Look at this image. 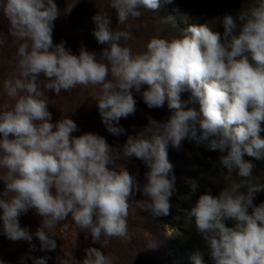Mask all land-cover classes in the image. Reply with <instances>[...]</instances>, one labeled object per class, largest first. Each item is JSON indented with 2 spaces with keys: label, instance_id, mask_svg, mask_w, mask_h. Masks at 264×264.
<instances>
[{
  "label": "clouds",
  "instance_id": "clouds-1",
  "mask_svg": "<svg viewBox=\"0 0 264 264\" xmlns=\"http://www.w3.org/2000/svg\"><path fill=\"white\" fill-rule=\"evenodd\" d=\"M160 6V0H110L119 26L139 18L141 9ZM0 13L9 34L21 42L19 75L3 83L12 103L0 107V180L5 183L0 221L9 240L27 241L34 251L35 236L41 250L54 251V235L44 229L71 216L86 238L90 234L101 245L87 248L82 264H112L101 249L113 238L131 239L127 219L133 194L145 197L144 211L169 215L176 177L168 147L195 141L220 154V175L229 183L218 195L201 194L186 212L207 249L195 248L190 259L206 264L207 253L213 264H264V202H253L264 192V183L253 175V161L264 160V0L225 14L222 33L206 23L192 24L179 37H152L146 50L135 54L121 43L130 32L113 29L109 14L99 12L92 17V34L106 45L99 59L86 47L76 55L64 41L53 42L54 22L61 15L54 0H0ZM90 85L99 87L92 98L114 136L124 132L120 119L136 112L132 90L140 93L145 85L148 108L167 103L171 115L166 121L149 118L140 137L129 136L122 148L92 132L73 136L74 120L65 116L52 122L47 93L59 96ZM185 91L191 93L187 101L181 98ZM196 103L199 110L188 106ZM133 156L148 168L142 186L118 163ZM30 209L42 218L35 233L20 226V216ZM30 258L32 264H47V257Z\"/></svg>",
  "mask_w": 264,
  "mask_h": 264
},
{
  "label": "rangeland",
  "instance_id": "rangeland-1",
  "mask_svg": "<svg viewBox=\"0 0 264 264\" xmlns=\"http://www.w3.org/2000/svg\"><path fill=\"white\" fill-rule=\"evenodd\" d=\"M160 0V8L156 11L141 9L142 15L136 19H130L120 27L131 34L128 40H122L123 46L130 47L133 53L146 50L147 42L154 36L172 39L179 37L182 31L189 25L206 23L213 30L223 32L221 18L225 14L236 15L239 11L247 9L254 0ZM61 15L55 20L54 28L58 41H64L65 47L73 54L78 55L81 47L95 52L100 58L101 50L106 45L97 43L92 32L95 28L92 17L96 14L107 13L110 19H117L116 12L110 7V0H54ZM193 3L198 4L199 9ZM217 8L212 14L210 9ZM71 9L67 14L66 10ZM112 17V18H111ZM197 18V21L194 20ZM116 29L117 27L114 26ZM54 33V31H53ZM0 34H3L4 42L0 44V107L5 104L11 105L12 101L6 96L3 83L6 79L15 78L19 75L16 64V51L21 43L9 34V23L6 17L0 13ZM53 35V42H57ZM109 79L111 77L109 76ZM132 90L136 99H141L143 105L136 104V112L127 118H121L119 127L124 132L118 136L110 134L101 122L97 108V101L92 98L98 93V86H77L68 92L61 91L59 96L48 92L49 111L52 113V122L68 116L77 124V131L73 136H79L84 132H92L103 136L109 145L114 148H122L129 136L140 137L143 129L152 118L158 121H166L171 111L165 103L162 108H148L145 104L142 91ZM191 93H181L182 100H189ZM199 110L198 103L189 104ZM213 158V153L203 145L195 141H184L182 147L177 149L169 145L168 159L173 165V174L176 177L175 191L170 197V214L155 217L150 212L141 208L142 193H134L131 197L129 210L128 232L130 240L113 238L108 246L101 249L108 256L112 264H193L190 257H182L176 248V243L181 238L182 229L186 222V212L191 209L198 200L199 184L202 181L204 165ZM126 166L127 170L140 182L141 186L146 183L145 173L148 171L144 161L135 156L127 160L118 161ZM4 170H0V178ZM197 187L192 188V182ZM178 186V187H177ZM180 186V189H179ZM5 189V183L0 180V193ZM20 226L26 227L31 233H35L40 227L42 218L34 209H30L19 218ZM50 235H54L56 249L54 251L41 250L40 241L33 236L32 243L35 250H31L27 241H11L2 231L0 221V260L6 264H32L30 257H47V264H82L85 250L89 247L101 248L99 243H94L90 234L78 229L71 216L62 221L55 228L44 229ZM103 239V238H102ZM154 245V246H152ZM21 258H24L23 261Z\"/></svg>",
  "mask_w": 264,
  "mask_h": 264
},
{
  "label": "trees",
  "instance_id": "trees-1",
  "mask_svg": "<svg viewBox=\"0 0 264 264\" xmlns=\"http://www.w3.org/2000/svg\"><path fill=\"white\" fill-rule=\"evenodd\" d=\"M62 1L65 2V0H62ZM208 1L209 0H205L204 4H206ZM193 5H194V7H196V9H199V7H200L196 3H193ZM210 11L212 14H214L217 11V8H211ZM194 20L197 21V18H195ZM111 21H112V27H113V23H114V26L117 28L122 27V26L118 25L116 18L115 19L112 18ZM54 25L56 26L55 22H54ZM128 25L129 24H126V26H128ZM55 26H54V28H55ZM56 30H57V28H56ZM56 30L53 29V31H54L53 35L56 36L55 40H57V42H59L58 37L55 33ZM136 104L138 106H142L143 105L142 100L136 99ZM262 127H264V124H262ZM261 136L264 137V132L261 133ZM211 153H213L212 160L208 164H205L204 162H202V165H204V169H203V171H201L203 174V176H202L203 178H202L201 183L199 184L200 187L198 189V197L197 198H199V196L201 194H204L206 192H210V194H212V195H218L221 188L226 186L227 183H229L225 179L224 176L220 175V172L222 171V169H220L218 167V163H219L218 157L220 154L217 152H211ZM245 159H251V158L245 157ZM253 163L256 165L254 172H253V175L258 178V181L260 183H264V160L253 161ZM233 179L238 180L239 177H236L234 174ZM179 189H180V186H179ZM253 202L256 205L260 204L261 202H264V192L257 193ZM233 224H234V222L231 220L226 221V225L229 227L233 226ZM182 234L183 235H181V238L176 243V248H177L180 256L190 257L191 253L195 250V248H199L202 251L206 252L207 249L205 246V242L202 240V237L197 233L194 222L186 221L184 223V226L182 229ZM204 260H205L206 264H213V262L211 261V259L209 258L207 253L204 255Z\"/></svg>",
  "mask_w": 264,
  "mask_h": 264
}]
</instances>
